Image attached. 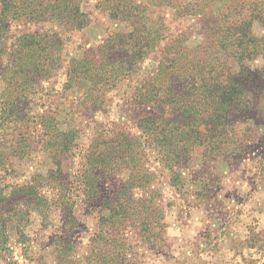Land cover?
<instances>
[{
    "label": "rangeland",
    "instance_id": "1",
    "mask_svg": "<svg viewBox=\"0 0 264 264\" xmlns=\"http://www.w3.org/2000/svg\"><path fill=\"white\" fill-rule=\"evenodd\" d=\"M105 1L82 0V8L92 16L82 30L70 31L58 21L11 25L12 35L27 29L49 30L58 32L64 43L58 69L32 95L24 118L0 127V215L6 214L0 223L10 217L0 264H65L66 260L75 264H93L94 260L96 264V255L90 251L93 239L102 240L105 254L100 255V264H264V0H127L138 6L137 15L142 12L150 20L145 42L156 38L160 30L161 40L148 49L134 32L138 19L126 14L112 17L104 9L113 0ZM125 34L128 37L120 46L117 36ZM87 57L93 59L89 75L68 86L66 72L72 60L83 65ZM84 78H95L98 84L105 78L115 80L107 88ZM149 78H159V84L169 78H222L223 82L245 78L248 83H259L261 91L250 94L247 112H230L226 144L205 124L201 135L191 133L190 160L178 170L177 187L170 185V172H164L166 177L161 173L158 152L145 143V164L156 173V187L163 204L168 203L164 226L151 211L157 199L152 197L146 205V220L127 227L124 237L128 239L113 240L108 237L113 225L101 221L109 212L105 201L86 210L76 176L96 131L108 133L123 125L142 136L139 120L150 113L160 114L153 103L135 99L144 94ZM86 97H90L87 102ZM94 99L99 109L92 108ZM43 113L53 115L61 129L76 130V157L63 164L68 181L57 182L60 190L53 191L59 194L60 206L68 209L72 227L63 225L64 214L55 209L48 221L36 211L27 217L26 197L17 202L12 194L16 185L31 182L36 174L46 175L53 166L44 150L30 157L29 148L35 145L27 144L25 135L30 117ZM211 137L216 139L210 141ZM128 174L125 170L117 174L118 183ZM111 183H106L107 193L114 190ZM43 191L50 194L52 189Z\"/></svg>",
    "mask_w": 264,
    "mask_h": 264
},
{
    "label": "trees",
    "instance_id": "2",
    "mask_svg": "<svg viewBox=\"0 0 264 264\" xmlns=\"http://www.w3.org/2000/svg\"><path fill=\"white\" fill-rule=\"evenodd\" d=\"M110 3L111 1H108L104 10L110 12L112 17L124 18L126 14L138 19L134 23L136 25L134 32L140 34L147 49L161 40L158 30L156 38L145 42L146 26L150 20L142 12L139 15L135 13L139 11L137 5L134 6L132 2L128 4L127 0H113ZM46 21H58L70 31L82 30L92 22V16L90 10L82 8V0H0V82L3 84L0 91V127L6 122L16 124L24 118L25 106L30 104L32 95L37 94L42 82L49 80L58 69L59 53L64 43L58 32L49 30L27 29L12 35L11 25L14 22ZM134 32L129 33V36H133ZM126 37L127 34L117 36L120 38L118 42L120 46L123 45V38ZM256 41L257 38L253 39L255 47ZM117 51L128 53L127 50L119 48ZM92 60L87 57L83 65L72 60L66 72L68 86L82 75H89L88 71L92 70L89 64ZM84 79L91 80L95 86L107 88L113 87L109 85L114 84L115 80V78H100L103 80L98 84L100 81L95 78ZM158 79L149 78L143 86L146 90L144 94L136 93L135 96V99L143 104L153 103L160 113H150L139 120L138 128L143 135L131 132L123 125H117L108 133L96 131L81 157V167L78 169L76 179L81 182L83 188L86 210L94 208L98 202L105 201L110 213L103 214L104 208L101 207L100 212L103 214L101 221L106 220L113 225V230L108 235L113 240L128 239L124 237L127 233L125 230L136 225L140 220H146L144 216L146 205L152 202L153 198L157 199L155 203L153 201L151 211L164 226L168 203L163 204L162 192L156 187V173L145 164L147 156L145 143H148V148L151 147L158 152L157 159L163 166L161 173L166 177L167 174L164 172H170V185L177 187L175 180L180 176L178 170L187 166L190 160L189 140L192 137L190 135H193L191 133L201 135V126L205 124L209 132H216L222 144H226L230 112L235 110L242 114L247 112L251 108L248 99L250 94L261 91L258 88L259 83H248L245 78H227L225 82L222 78H169L164 84H159ZM252 85L258 86L256 91L253 90ZM89 98L86 97L85 102ZM97 101L98 99L93 100V109L98 108ZM28 121L31 123L28 124L25 134L27 144L35 145L34 149L29 148L30 157L34 156L37 150H44L53 166L46 175L39 173L34 175V180L31 182L16 185L12 194L14 197L17 196V202L26 197L29 205L27 217L36 211L42 220L48 221V214L55 209L64 214L63 225L66 228L72 227L68 209L60 206L62 202L59 201V194L55 195L53 191L60 190L56 186L57 182L68 181L63 164L67 160L73 161L76 157L75 149L79 145L75 136L76 130L61 129L54 121V116L46 113L30 117ZM210 126H213L214 130ZM20 132L24 134L23 131ZM187 134L186 138H181ZM213 139L216 138L211 137L210 141ZM20 141L22 139L17 143L21 144ZM207 154H212V150ZM124 170L129 173L128 177L124 182L118 183L117 174ZM109 180L112 181L113 186H111L114 190L107 193L105 187ZM46 187L51 188L53 193L44 192ZM178 190H181V187H178ZM1 198L6 199L4 196ZM5 215L2 214L0 217H6ZM9 219L10 217L0 223L1 251L7 248L6 220L10 221ZM64 231L67 232V229ZM101 241L93 239L90 243L91 254L93 257L96 255V264H100V255L105 254L101 251L103 249L99 243ZM63 255L65 257V253ZM62 258L60 261H63ZM65 264L75 263L66 260Z\"/></svg>",
    "mask_w": 264,
    "mask_h": 264
}]
</instances>
